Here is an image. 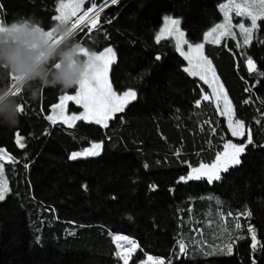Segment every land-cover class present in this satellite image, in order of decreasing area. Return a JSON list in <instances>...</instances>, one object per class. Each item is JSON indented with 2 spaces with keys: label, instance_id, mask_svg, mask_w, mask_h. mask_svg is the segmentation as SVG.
<instances>
[{
  "label": "trees",
  "instance_id": "16d2710c",
  "mask_svg": "<svg viewBox=\"0 0 264 264\" xmlns=\"http://www.w3.org/2000/svg\"><path fill=\"white\" fill-rule=\"evenodd\" d=\"M59 1L0 0V22L35 16L51 31ZM107 1L84 0L73 21ZM227 1L117 0L96 16L95 28L90 22L79 28L77 39L89 52L114 50L113 91L136 93L107 127L83 121L68 127L46 118L61 95L77 87L44 89L36 100L22 93L19 124L0 126V149L15 161L3 163L9 192L0 202V264H120L115 234L135 241V264L146 256L164 264H264V76L258 75L264 72V18L248 46L230 37L204 45L233 119L244 122L240 139L231 136L212 98L203 100L211 96L207 85L184 71L172 42L155 40L169 15L181 19L188 44L201 43L221 21L219 7ZM248 58L256 72L248 71ZM249 130L253 143L242 163L220 180L180 179L213 164L218 154L223 158L226 144L246 143ZM17 132L24 148L16 144ZM93 143H102L98 156L69 159ZM216 212L234 216L232 254L184 256L182 235H193Z\"/></svg>",
  "mask_w": 264,
  "mask_h": 264
},
{
  "label": "snow or ice",
  "instance_id": "6c2138e0",
  "mask_svg": "<svg viewBox=\"0 0 264 264\" xmlns=\"http://www.w3.org/2000/svg\"><path fill=\"white\" fill-rule=\"evenodd\" d=\"M113 4L117 3V0H111ZM84 3V0H67V3L64 0H60L58 4L57 11L60 15L54 17L55 20L59 22H70L71 18L76 15L77 11L80 9L81 5ZM221 10L225 14V22L222 24H217L212 28L211 32L205 33L204 37L207 39L210 35L212 36V42H219L220 38L224 35H228L231 32V24L229 21V9L235 12L236 15L245 16L250 18L251 27H245L244 24H240L239 27L241 32L244 35V44L248 46L250 44V38L254 30H257V21L258 19L264 18V0H248L247 3L241 4H232L221 5ZM95 5L92 8H89L88 11L84 12L83 16H80L74 23H71V26L77 32L79 26L85 21V18H88L91 26L96 27L97 20L96 17H89V13L93 11ZM98 16V13H97ZM171 24H176L175 20L169 21ZM2 25V23H0ZM168 28L166 27L163 32H167ZM162 32V34H163ZM53 30L49 31V36H51ZM161 35L156 36L157 42L162 38ZM179 37H182L184 34L180 32ZM181 40L177 39L176 49L180 52V55L184 59L188 60L189 64L192 65L191 68H185L184 71L188 72L190 75L196 76L199 75L200 79L204 81L205 84H208L210 87H213V93L211 96L203 95V100L210 101L212 96H215L216 100L219 101L221 98L224 101V114L230 117L229 128L232 129V134L234 136L241 135L240 129L244 127V122L239 119L234 120L235 126H233L234 110L231 107L230 101L228 100L227 93L224 91L222 84L218 83L219 77L215 75L214 69L212 68V62L207 58L203 53V44H196L194 47L188 45L190 51L184 52L180 49ZM186 43V41H183ZM84 55L89 57V71L84 75L83 79L79 83L78 90L75 95H61V103L54 106V108H59L60 117L64 124H67L69 127H74L76 121H86L94 122L97 125H103L107 127V121L112 117L116 112H122L125 106L131 101L136 99V93L134 91H126L122 96H118L115 91H113V86L109 82L108 72L110 65L113 63V49L107 48L103 53L96 55L95 53H90L86 48L83 49ZM157 61L161 58L156 57ZM193 60L195 63L193 64ZM248 71L250 73L256 72V65L253 59L248 58L246 61ZM209 73H211V79H209ZM260 76H264V72L258 73ZM10 89H15V94H20L21 89L16 88L14 78L12 82L8 85ZM65 101H75L77 104H81L83 107V112L79 115H65L64 114V102ZM200 100H197V105L200 104ZM20 111H24L23 105L20 107ZM53 124L57 122L56 117L49 115L46 117ZM23 137L19 132L16 133V144L20 148H24L25 144L23 142ZM247 142L241 144H226V151L223 153V158L221 154H218L216 160L211 165L201 164L199 168L193 169L186 177H181V180H199L203 177H206L208 182H213L215 180H220L222 178L221 173H227L230 168L238 166L242 163L240 157L244 154L245 149L248 145L253 143L252 134L249 130L246 137ZM102 148V143H93L90 149H85L84 152L72 153L69 157L70 159H77L80 156H95L100 154V149ZM231 149V151H227ZM7 154L4 149H0V161L4 160ZM9 162H15L14 158L7 156ZM4 171L3 163H0V202H3L6 199L7 181L3 179L2 173ZM239 227V225H237ZM249 231L253 233L252 235V244L251 247L255 251L257 250L258 241L256 239L255 230L250 228ZM116 241H127L129 247H125L121 244H117L118 251L116 256L122 260L123 264H129L130 260H133V253L137 250L138 246L135 241L130 240L126 236H116ZM185 246L180 245V251H184ZM226 254H232V247L229 245L226 248ZM148 260L151 264H164L162 259H153L148 257ZM252 264H256V261L253 260Z\"/></svg>",
  "mask_w": 264,
  "mask_h": 264
},
{
  "label": "clouds",
  "instance_id": "9594fccd",
  "mask_svg": "<svg viewBox=\"0 0 264 264\" xmlns=\"http://www.w3.org/2000/svg\"><path fill=\"white\" fill-rule=\"evenodd\" d=\"M48 33L35 16L0 25V126L19 124L22 93L36 100L44 89L72 90L90 70L89 57L69 22H58L52 35ZM12 78L21 89L18 95L8 87Z\"/></svg>",
  "mask_w": 264,
  "mask_h": 264
},
{
  "label": "rangeland",
  "instance_id": "374dc122",
  "mask_svg": "<svg viewBox=\"0 0 264 264\" xmlns=\"http://www.w3.org/2000/svg\"><path fill=\"white\" fill-rule=\"evenodd\" d=\"M247 2H248V0H228L227 2H225V3L221 4V5H229L230 3L243 5V4L247 3ZM79 10H81V7H80ZM79 10L77 11V13H79ZM219 10H220V12L222 14V19H221V21L218 24H222V23L225 22V14L221 10V7H219ZM94 11H95V8L93 9L92 12L89 13V17L91 16V14ZM77 13H76V15H77ZM76 15H75V17H76ZM81 16H83V15H81ZM86 19L87 18H85V20ZM173 20H175L177 23L176 24L169 23V21H173ZM229 21H230V24H231V32H230V34L222 36L220 38L219 42H216V43H213L212 42V36L211 35L207 39H205V37H203L202 42L201 43H198V44H203V45H205L207 43L220 44L221 41L224 38L230 37V38H232L234 40H237L240 43H243V45H245L244 44V35L241 32V29H240L239 25L240 24H244L245 27H251L250 18H246L245 16L236 15L235 12L232 11L231 8H230L229 9ZM180 22H181V19L180 18L173 17V16H169V15H165L163 17V19H162V25L159 28V30L157 31L156 36L157 35H161L162 32H163V30L167 27L168 28V31L167 32H163L161 40H163V39H169L172 42V44L174 45L175 50L177 51V49H176V43H177V39H180L182 41L181 44H180V49H181V51H184V52L187 53V52L190 51V49L188 47V45H190V44H188L187 42L186 43L183 42V41H186L185 35H183L182 37H179V35H178L180 32H182L184 34V32L182 31V29L180 27ZM214 27H212V28H214ZM212 28L210 30H208L206 33L211 32ZM252 35H251V38H250V42L252 40ZM156 36H155V40H156ZM195 45H192V46L194 47ZM108 48H112V47H108ZM105 49H107V48H105ZM105 49L103 51H101V52H90V53H95L96 55H99L100 53H103L105 51ZM113 53H114V50H113ZM177 53L180 55V52L179 51H177ZM203 53H204V48H203ZM181 57L184 59L183 56H181ZM114 60H115V53H114V57H113V62H114ZM184 60L186 62V67L185 68H191L192 65L189 64L188 60H186V59H184ZM194 63H195V60H193V64ZM111 65H110V68H111ZM110 68H109V72H108V79H109ZM212 68H213V66H212ZM186 73L189 74L188 72H186ZM190 76H193V75H190ZM193 77H196L199 80H201L200 77H199V75H196V76H193ZM209 79H211V73H209ZM109 82H110V79H109ZM202 82L204 83V81H202ZM218 83H220V81H218ZM205 85H207V87H208V89L210 91V94H212L213 93V87H210L208 84H205ZM78 87H77L76 91L78 90ZM76 91L74 93H66L64 95H75ZM127 91H132V90H127ZM123 93H117V95L118 96H122ZM212 100H213V103H214L216 109L218 110V113L222 117L225 118L226 126H227V128H228L231 136H233L235 138H238V139L242 138L243 135H244V133H245V127H243L242 129H240L241 135L234 136L232 134V129L229 128L230 117L228 115L224 114V101H223V99L221 98L219 101H217L216 98H215V96H212ZM132 101L133 100H131L129 103H131ZM60 103H61V101H60V98H59V101H58V103L56 105H58ZM69 104H73L74 106L79 107L81 110L80 111H76L74 109L69 110L68 109ZM231 107H232V105H231ZM60 111L61 110L59 108H54V106H53L52 109H51V114L50 115H53L54 117H56L57 122L63 123L62 122V119L60 117ZM81 112H83V107H82L81 104H77L75 101H65L64 102V114L65 115H69V116L70 115H79ZM116 113H118V112H116ZM116 113H114V114H116ZM113 115H112V117H113ZM231 119L233 120V126H235L233 117ZM108 121H107V124H108ZM77 122L78 121H76L75 124ZM83 122H86V121H83ZM87 123H90V122H87ZM91 123H94V122H91ZM64 125L65 126H68L67 124H64ZM100 126L104 127L103 125H100ZM91 146L88 147V148H85V149H90ZM85 149H83L81 151H77V152H84ZM227 151H231V150L228 149ZM100 152H101V149H100ZM72 153H76V152H72ZM71 154H70V156H71ZM7 156L5 157L4 160L0 161V163H5L6 161H8L7 160ZM95 156H98V155H95ZM95 156H87V155H84V156L78 157L77 159H84V158H87V157H95ZM77 159H75V160H77ZM70 160H73V159H70ZM199 167H196V168H199ZM196 168H194V169H196ZM192 170H191V172H192ZM2 177H3L4 180H6L4 171L2 173ZM203 178L207 180L206 177H203ZM7 189H8V185H7ZM8 192H9V189H8L7 193ZM234 220H235L234 219V216H232V215H222V214L220 215L217 212L211 214L209 216L208 221L202 226V228H200V227L195 228V233L193 235L192 234L190 235L189 233H184L182 235V237H181V243H179V244H183L185 246L184 251H183V255L186 256L188 254V252H190V251H194V252L203 251L207 255H209V254L210 255L211 254H218V253H221L223 251H226L227 246H229V245L231 246L232 242L234 241L233 236L236 234V231H235L234 226H233ZM116 236H123V235L115 234L113 236V242H114V244L116 246V249H117V244L118 243L121 244V245H123V246H125V247H129L127 241H119V242L116 241L115 240V237ZM117 251H118V249H117ZM148 257H151V256H146L145 259L143 261H141L139 264H151V262L148 260ZM152 258L154 260L155 259H160V258H155V257H152ZM120 264H123L122 260H120Z\"/></svg>",
  "mask_w": 264,
  "mask_h": 264
},
{
  "label": "water",
  "instance_id": "95a60500",
  "mask_svg": "<svg viewBox=\"0 0 264 264\" xmlns=\"http://www.w3.org/2000/svg\"><path fill=\"white\" fill-rule=\"evenodd\" d=\"M113 3L111 2V0H108L107 2H105L102 6H100L99 8L95 9V11L91 14L90 17H93V16H97V13H101L103 10H105L107 7L111 6ZM89 20L88 18L79 26L82 27L84 26V24L88 23Z\"/></svg>",
  "mask_w": 264,
  "mask_h": 264
},
{
  "label": "crops",
  "instance_id": "0c3cea01",
  "mask_svg": "<svg viewBox=\"0 0 264 264\" xmlns=\"http://www.w3.org/2000/svg\"><path fill=\"white\" fill-rule=\"evenodd\" d=\"M64 2L66 3L67 2V0H64ZM60 3V1L58 2V4ZM58 4H57V7H58ZM79 12H80V10H79ZM58 15H60V13L58 12V14H57V16ZM75 18V16H73L72 18H71V21L69 22L70 24L71 23H74L75 21H73V19ZM59 21H57V23H58ZM1 23V22H0ZM161 259V258H160Z\"/></svg>",
  "mask_w": 264,
  "mask_h": 264
}]
</instances>
